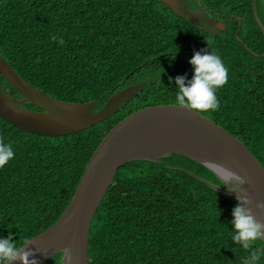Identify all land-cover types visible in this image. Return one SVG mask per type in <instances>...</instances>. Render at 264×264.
Segmentation results:
<instances>
[{"label":"trees","instance_id":"obj_1","mask_svg":"<svg viewBox=\"0 0 264 264\" xmlns=\"http://www.w3.org/2000/svg\"><path fill=\"white\" fill-rule=\"evenodd\" d=\"M185 3L224 29H203L158 0H0V58L46 96L90 102L96 112L139 85L105 119L69 135L38 136L0 118V137L15 153L0 168V237L11 234L22 246L51 226L107 132L142 108L175 105V77L192 78L188 61L209 38L228 82L216 93L219 108L199 114L239 139L264 169V0H254V8L252 0ZM0 88L21 99L1 74ZM224 187L179 154L122 164L92 217L87 264H243L264 240L252 249L232 242L236 200ZM61 256L42 264H60Z\"/></svg>","mask_w":264,"mask_h":264},{"label":"water","instance_id":"obj_2","mask_svg":"<svg viewBox=\"0 0 264 264\" xmlns=\"http://www.w3.org/2000/svg\"><path fill=\"white\" fill-rule=\"evenodd\" d=\"M158 1L191 21L180 8L179 0ZM0 74L21 95L20 100L14 101L0 88V118L22 131L58 137L90 128L108 116L109 109L105 108L91 112L90 102L68 103L46 96L20 77L2 58ZM26 102L40 110L19 105ZM170 154L196 161L221 180L212 168L198 159L202 155L213 156L227 169L246 177L248 182L242 187L249 205L257 220L264 223V215L255 209L256 203H264V169L243 143L201 114L189 113L176 105L150 106L123 118L107 132L88 159L61 215L51 226L28 240L26 247L35 245L34 258L38 264L57 252H62L60 264H87L90 223L117 169L132 160L155 161ZM49 234H53L51 241L38 249L37 243Z\"/></svg>","mask_w":264,"mask_h":264},{"label":"clouds","instance_id":"obj_3","mask_svg":"<svg viewBox=\"0 0 264 264\" xmlns=\"http://www.w3.org/2000/svg\"><path fill=\"white\" fill-rule=\"evenodd\" d=\"M53 41L60 45L65 42L63 38L52 35ZM206 48L194 51L192 58L188 61L193 69L191 79L187 74L175 77L176 96L175 105L192 114H199L206 111H215L220 106L216 93L228 82V68L223 59L215 50H209L214 41L209 38L205 40ZM171 82V78H170ZM14 150L11 143H6L0 137V168L6 166L14 158ZM215 169L227 191L235 193L236 206L232 210V242L242 246L244 249H252L256 241L264 240V223L257 220L249 205L247 193L242 187L248 181L241 176L219 164L205 161ZM257 213L264 215V203H256ZM18 246L13 242L10 234L7 238L0 237V264H38L34 258L36 253L26 246ZM67 253V249H65ZM261 257H264V248L252 249L250 254L244 258L243 264H259Z\"/></svg>","mask_w":264,"mask_h":264},{"label":"flooded vegetation","instance_id":"obj_4","mask_svg":"<svg viewBox=\"0 0 264 264\" xmlns=\"http://www.w3.org/2000/svg\"><path fill=\"white\" fill-rule=\"evenodd\" d=\"M180 8H182V10H183V12H189V14H190V16H192V15H196V13H194V11H191L190 9H188V6L187 5H185V7L184 6H181ZM186 8V9H185ZM185 9V10H184ZM196 9H198V8H196ZM199 10V9H198ZM186 12V13H187ZM198 12V11H197ZM200 17H199V23H196V25H198V26H200L201 28H206V29H208V30H210V31H213V32H216V31H220V30H223L224 29V24H223V22L221 21V20H219V19H214L213 17H211V16H208L206 13H204L203 11H200ZM188 17H189V15H187ZM190 19V18H189ZM204 21V22H203ZM193 22V21H192ZM201 23H205V25H201ZM220 23H222V24H220ZM127 89V88H126ZM126 89H124L123 91H121V92H119L118 94H116V95H114V96H112L111 97V99H110V101H112V100H116L118 97H120V95L126 90ZM109 102H107L106 103V106L104 107L105 109H109L110 108V106L109 105H107Z\"/></svg>","mask_w":264,"mask_h":264},{"label":"rangeland","instance_id":"obj_5","mask_svg":"<svg viewBox=\"0 0 264 264\" xmlns=\"http://www.w3.org/2000/svg\"><path fill=\"white\" fill-rule=\"evenodd\" d=\"M178 3H179V5H180V7L181 6H184L185 7V5H187L186 3H185V0H179L178 1ZM189 3H191V2H189ZM192 6V5H191ZM186 9V8H185ZM184 9V10H185ZM191 11H194V13H196V15H192V16H190V14H189V12H184L185 14H186V16L187 15H189V17L188 18H190V20L191 21H193V23H199L200 21L198 20L199 19V17H200V10H198V9H194V10H191ZM198 11V12H197ZM204 22V21H203ZM195 23V24H196ZM201 25H205V23H201ZM138 87H139V85H135V86H132V87H129V88H127L121 95H120V97H118L116 100H112L111 102H110V108L112 109V108H115L120 102H122L123 100H125V99H127V98H130L131 97V95L132 94H134V91H136V89H138ZM223 182V181H222ZM224 184V183H223ZM225 185V184H224ZM225 187H226V185H225ZM224 187V191L225 192H227L228 194H230L228 191H227V189ZM233 193H231L230 195H232ZM235 195V194H234Z\"/></svg>","mask_w":264,"mask_h":264},{"label":"bare ground","instance_id":"obj_6","mask_svg":"<svg viewBox=\"0 0 264 264\" xmlns=\"http://www.w3.org/2000/svg\"><path fill=\"white\" fill-rule=\"evenodd\" d=\"M198 159H199L200 161H202L203 163H204L205 161H210V162H214V163H216V164H219V165L225 167V166L221 163V161H219L217 158H215V157H213V156L202 155V156L198 157ZM205 164H206V163H205ZM206 165H208L210 168H212L210 164H206ZM225 168H226V167H225ZM212 169L215 171L214 168H212ZM215 172H216V171H215ZM52 236H53V234H49V235L45 236L44 238H42V239L37 243V245H38V249H39V248H42V247H44L46 244H48V242L51 241ZM34 247H35V245L32 244V245L29 246L28 248H30V249L33 250Z\"/></svg>","mask_w":264,"mask_h":264}]
</instances>
